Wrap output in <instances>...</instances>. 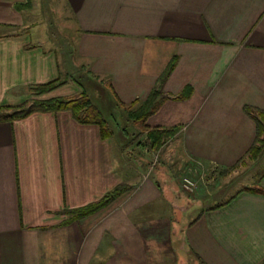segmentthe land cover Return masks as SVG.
Here are the masks:
<instances>
[{"label":"crops","instance_id":"obj_1","mask_svg":"<svg viewBox=\"0 0 264 264\" xmlns=\"http://www.w3.org/2000/svg\"><path fill=\"white\" fill-rule=\"evenodd\" d=\"M38 1L59 6L68 40L34 29ZM74 72L125 120L161 87L146 125L179 129L178 154L228 170L256 139L245 109L264 111V0H0V109L63 79L46 99L77 95ZM118 128L103 137L70 112L0 121V264H264V171L207 206L206 192L179 202L168 179L142 177L115 207L69 223L124 183ZM195 203L191 221L173 222Z\"/></svg>","mask_w":264,"mask_h":264},{"label":"rangeland","instance_id":"obj_2","mask_svg":"<svg viewBox=\"0 0 264 264\" xmlns=\"http://www.w3.org/2000/svg\"><path fill=\"white\" fill-rule=\"evenodd\" d=\"M37 3L38 7H40V9L42 8L43 11L38 9L37 16L33 17V19L38 22V26L34 29L40 30L42 28H48L53 35H56L57 41L68 40L69 36L66 32H69L72 29V24L64 20L65 17L58 10L59 6L55 3L53 8L52 6L49 7L46 2H44L43 5L41 1H38ZM34 29H32L31 32H34ZM75 73L76 72L72 74L73 78H71L72 81L70 80V82L76 84L70 85L76 86L78 89L77 95L74 94L71 97L59 98L76 100L82 94L86 95L88 100L91 102V105L95 106V112H101L103 114L104 121L107 123V130L114 135L116 127H119L118 135L123 140L125 181L122 186L124 185L127 187V191L108 206L110 209L115 207V205L120 203L122 200L127 199L128 196H130L138 188V186H140V183L143 181L142 177H150L154 180L155 178H160V183L162 184L163 178L168 179L169 183L167 184H169L170 190H175L177 187L181 189H179V194L181 195L177 194L173 196L177 201L179 200V202L182 201V198L185 196L190 197L188 199L191 200V197L194 199L198 192H206L205 195L207 197L202 200L201 204H203V206H207L211 203H218V201L221 200V197L224 196L216 195L225 189H227V191L229 190V195H231L238 189L245 186H251L256 182V180H258L259 174L264 171V152L257 159H253L248 155L249 150L255 142L241 158V160H239L237 165L228 170H221L220 167H215L214 165L212 167L203 168L205 166L196 162L197 160L195 158L191 156L188 157V155L183 153L178 154L177 151L179 150H176L178 149L176 147V142L179 141L182 134L180 133V130L176 128L174 134L168 133L165 135V137L161 140L159 145L160 147L158 149L151 147L149 134L152 133L153 128L151 129L146 125L147 120L145 122H132L131 119H121L119 113L122 114V111L116 114L114 113V107H105L104 105L107 104L108 101L107 97L102 94V91L95 88V84L93 82L88 79H80L77 74L75 75ZM62 81L66 80L63 79ZM78 82L82 85L77 84ZM63 85L59 87H62ZM101 88H104L103 90L107 92L110 90L108 84L106 83H103ZM39 90L40 89L37 88L30 89L26 102L20 106L27 107L39 100L50 101L57 99V97L53 98V96L50 99H46L51 91L45 94H39L37 92ZM116 136L117 135H115V137ZM115 137L113 139H116ZM199 167L202 171L198 170ZM185 180H190L197 184L194 194H188L183 189V182ZM178 195L179 197H177ZM229 195H226V197L228 198ZM200 207L202 206L195 203L192 206L190 205V208L188 207L187 212L183 213L181 211H176L177 214L173 212V216H176V218H173V222L175 221L176 223L180 220L183 221V215L186 216L188 221H191L197 215ZM189 261L190 262L188 264H195L197 262L194 257H191Z\"/></svg>","mask_w":264,"mask_h":264},{"label":"trees","instance_id":"obj_3","mask_svg":"<svg viewBox=\"0 0 264 264\" xmlns=\"http://www.w3.org/2000/svg\"><path fill=\"white\" fill-rule=\"evenodd\" d=\"M174 68V63L167 70L165 75L161 80V84L169 77ZM65 81L55 82L37 89L39 94H45L47 92L53 91L59 86L63 85ZM190 88L184 90V92L178 97V99H186L189 96ZM163 96L161 87L156 88L150 95V97L144 102L138 109L135 111H128V117L133 122L142 121L145 122L157 109L160 105V99ZM95 106L91 105V102L88 100L87 96L82 94L78 99H62L57 98L50 101H37L30 106H17L9 108L0 109V121L5 120H21L34 113H47V112H70L74 118L81 124H96L101 129V134L103 137H110L112 134L107 130V123L104 121L103 114L101 112H95ZM245 112L250 116L256 124V139L255 144L251 147L248 152V155L253 159H257L264 152V111H259L253 108H246ZM174 134L175 129L170 130H159L153 129L152 133L149 134V141L151 147L158 149L160 146L161 140L165 137L166 134ZM259 145V146H258ZM127 191V187L124 185L116 187L111 191L105 198L99 202L89 205L83 209H78L72 212H67L71 216L69 223L74 220H81L88 216L94 215L95 213L100 212L119 197H121ZM248 191H254L249 190ZM255 192V191H254Z\"/></svg>","mask_w":264,"mask_h":264},{"label":"built area","instance_id":"obj_4","mask_svg":"<svg viewBox=\"0 0 264 264\" xmlns=\"http://www.w3.org/2000/svg\"><path fill=\"white\" fill-rule=\"evenodd\" d=\"M197 188V184L193 181L190 180H185L183 182V189L185 190V192H187L188 194H194L195 190Z\"/></svg>","mask_w":264,"mask_h":264}]
</instances>
